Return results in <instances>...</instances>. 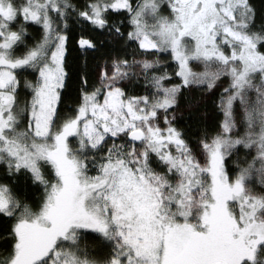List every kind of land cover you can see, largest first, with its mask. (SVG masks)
Returning <instances> with one entry per match:
<instances>
[{
  "label": "snow or ice",
  "instance_id": "snow-or-ice-1",
  "mask_svg": "<svg viewBox=\"0 0 264 264\" xmlns=\"http://www.w3.org/2000/svg\"><path fill=\"white\" fill-rule=\"evenodd\" d=\"M0 264H264V0H0Z\"/></svg>",
  "mask_w": 264,
  "mask_h": 264
}]
</instances>
